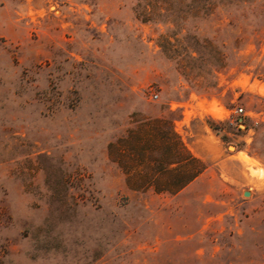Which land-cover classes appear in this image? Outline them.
<instances>
[{"label":"rangeland","instance_id":"374dc122","mask_svg":"<svg viewBox=\"0 0 264 264\" xmlns=\"http://www.w3.org/2000/svg\"><path fill=\"white\" fill-rule=\"evenodd\" d=\"M0 264H264V0H0Z\"/></svg>","mask_w":264,"mask_h":264},{"label":"trees","instance_id":"16d2710c","mask_svg":"<svg viewBox=\"0 0 264 264\" xmlns=\"http://www.w3.org/2000/svg\"><path fill=\"white\" fill-rule=\"evenodd\" d=\"M181 147L184 149L185 156L182 159H178L172 162L176 167L175 169L183 168L187 172L188 176L185 180L179 182H167L160 186L159 190H165L170 193H177L182 188H184L190 181H192L203 169L201 162L194 157L190 151L185 147L183 143L180 142ZM176 146L168 147L167 149L176 155ZM144 186H151V184H145ZM156 187V185H154Z\"/></svg>","mask_w":264,"mask_h":264},{"label":"water","instance_id":"95a60500","mask_svg":"<svg viewBox=\"0 0 264 264\" xmlns=\"http://www.w3.org/2000/svg\"><path fill=\"white\" fill-rule=\"evenodd\" d=\"M244 195L245 196H248L249 195V192L248 191L244 192Z\"/></svg>","mask_w":264,"mask_h":264},{"label":"built area","instance_id":"2783aa9c","mask_svg":"<svg viewBox=\"0 0 264 264\" xmlns=\"http://www.w3.org/2000/svg\"><path fill=\"white\" fill-rule=\"evenodd\" d=\"M240 110H242V109H240Z\"/></svg>","mask_w":264,"mask_h":264}]
</instances>
